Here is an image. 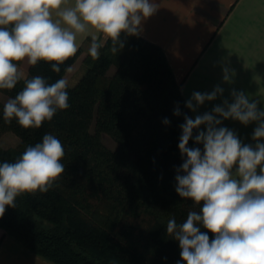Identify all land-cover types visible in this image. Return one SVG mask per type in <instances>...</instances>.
I'll use <instances>...</instances> for the list:
<instances>
[{
	"label": "trees",
	"instance_id": "16d2710c",
	"mask_svg": "<svg viewBox=\"0 0 264 264\" xmlns=\"http://www.w3.org/2000/svg\"><path fill=\"white\" fill-rule=\"evenodd\" d=\"M121 39L124 47L117 55L109 40L98 60L88 53L83 57L84 74L67 89L70 107L39 129H24L15 119L5 123L0 103V140L10 135L15 141L0 142V164L15 162L45 134L64 146L65 171L54 186L47 193L18 196L16 207L6 208L0 218L4 234L53 264H183L166 225L199 210L175 191L176 170L184 160L180 125L190 114L161 49L139 36ZM83 51L79 48L59 73L48 62L28 65L26 78L54 83ZM24 86L22 80L0 94L15 98ZM177 105L180 116L173 114ZM188 146L203 150L194 139Z\"/></svg>",
	"mask_w": 264,
	"mask_h": 264
},
{
	"label": "clouds",
	"instance_id": "9594fccd",
	"mask_svg": "<svg viewBox=\"0 0 264 264\" xmlns=\"http://www.w3.org/2000/svg\"><path fill=\"white\" fill-rule=\"evenodd\" d=\"M158 8L154 0H74L71 6L68 0H0V89H14L22 80L25 85L4 103V122L15 119L24 129H39L58 110L70 107L67 79L51 84L41 76L28 79L20 62H48L59 73L60 66L76 55L78 37L89 36L93 60L100 58L109 40L117 55L124 47L122 35L139 36ZM223 80H231L226 67ZM223 91L219 85L210 93L194 91L185 107L197 112ZM230 95L231 103L224 99L194 119L185 115L180 125L178 148L184 160L176 170L175 191L199 206L182 223L173 217L166 225L167 234L179 244L183 264H264V109L243 91L232 90ZM173 114L181 115L178 105ZM227 119L245 126L256 122L255 147L242 144L234 131L220 126ZM163 123L170 121L165 118ZM192 139L203 150L189 147ZM64 156L61 141L45 134L18 160L0 164V218L6 208L16 207L18 196L47 193L65 171ZM201 227L215 238L210 240Z\"/></svg>",
	"mask_w": 264,
	"mask_h": 264
},
{
	"label": "crops",
	"instance_id": "0c3cea01",
	"mask_svg": "<svg viewBox=\"0 0 264 264\" xmlns=\"http://www.w3.org/2000/svg\"><path fill=\"white\" fill-rule=\"evenodd\" d=\"M154 2L159 8L143 23L139 37L161 49L184 102L194 91L210 93L217 85L224 90L222 96L206 101L197 112L188 109L191 118L211 112L224 99L231 103L232 90L243 91L250 100L259 101V109H264V0ZM68 4L73 5L74 0H68ZM87 40L91 37H78V49L84 48ZM225 67L230 70V82L223 80ZM220 126L234 131L242 144L255 147L252 136L256 122L245 126L227 119ZM0 264L53 263L0 229Z\"/></svg>",
	"mask_w": 264,
	"mask_h": 264
},
{
	"label": "rangeland",
	"instance_id": "374dc122",
	"mask_svg": "<svg viewBox=\"0 0 264 264\" xmlns=\"http://www.w3.org/2000/svg\"><path fill=\"white\" fill-rule=\"evenodd\" d=\"M89 45H90L89 43L85 45L84 51L82 52L83 55L81 54L76 59L75 63L70 67L71 71H68V72L66 71L67 73H65V75L63 76V78L68 80L69 87H73L84 74L85 66L82 64V59H83V56H85L88 53ZM28 65L29 64L27 63V60L22 61L18 65L20 70L25 73V77L27 74ZM8 99L9 98H7L6 96L0 94V103L2 105H4V103H6ZM102 141L109 149L114 148L113 142L108 137L103 136ZM0 142L3 143L5 146H12L15 144L14 138L10 135H4L1 138Z\"/></svg>",
	"mask_w": 264,
	"mask_h": 264
}]
</instances>
